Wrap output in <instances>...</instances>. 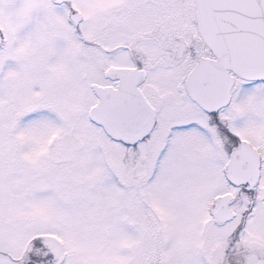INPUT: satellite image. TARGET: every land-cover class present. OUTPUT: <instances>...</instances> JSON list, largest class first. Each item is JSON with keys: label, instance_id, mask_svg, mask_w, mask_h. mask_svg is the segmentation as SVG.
Segmentation results:
<instances>
[{"label": "snow or ice", "instance_id": "snow-or-ice-1", "mask_svg": "<svg viewBox=\"0 0 264 264\" xmlns=\"http://www.w3.org/2000/svg\"><path fill=\"white\" fill-rule=\"evenodd\" d=\"M0 264H264V0H0Z\"/></svg>", "mask_w": 264, "mask_h": 264}]
</instances>
